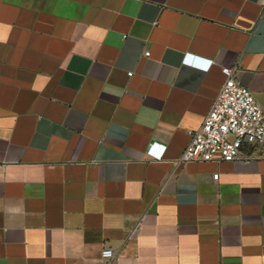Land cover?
Returning a JSON list of instances; mask_svg holds the SVG:
<instances>
[{"label": "crops", "instance_id": "crops-1", "mask_svg": "<svg viewBox=\"0 0 264 264\" xmlns=\"http://www.w3.org/2000/svg\"><path fill=\"white\" fill-rule=\"evenodd\" d=\"M234 66L264 0H0V264H264V148L177 163Z\"/></svg>", "mask_w": 264, "mask_h": 264}, {"label": "built area", "instance_id": "built-area-1", "mask_svg": "<svg viewBox=\"0 0 264 264\" xmlns=\"http://www.w3.org/2000/svg\"><path fill=\"white\" fill-rule=\"evenodd\" d=\"M150 52L146 51L145 56ZM225 81L203 123L188 130L189 143L177 163L246 159L247 147L264 148V111L250 89L237 78L238 67H223ZM130 75L132 73H129ZM219 173L214 174L218 179ZM137 226L129 236L136 234ZM117 251L104 247V264H114Z\"/></svg>", "mask_w": 264, "mask_h": 264}]
</instances>
